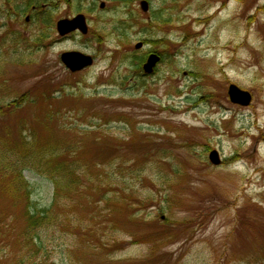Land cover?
Segmentation results:
<instances>
[{
  "label": "rangeland",
  "instance_id": "obj_1",
  "mask_svg": "<svg viewBox=\"0 0 264 264\" xmlns=\"http://www.w3.org/2000/svg\"><path fill=\"white\" fill-rule=\"evenodd\" d=\"M139 1L34 0L52 11L43 14L47 27L23 17L7 24L0 0V153L24 154V142L35 152L47 147L45 155L74 165L77 181L33 259L264 264V0H238L234 9L220 0L214 20L213 0H147L148 13ZM78 13L88 33L60 38L56 22ZM234 40L241 48L226 59L210 49ZM71 51L92 56V66L70 73L59 57ZM149 53L161 60L144 75L138 60ZM230 84L250 94L248 106L229 101ZM39 174L22 175L30 201L45 208L54 188ZM3 181L0 264H16L29 257L18 242L25 200Z\"/></svg>",
  "mask_w": 264,
  "mask_h": 264
},
{
  "label": "trees",
  "instance_id": "obj_2",
  "mask_svg": "<svg viewBox=\"0 0 264 264\" xmlns=\"http://www.w3.org/2000/svg\"><path fill=\"white\" fill-rule=\"evenodd\" d=\"M124 5L131 4L136 0H119ZM133 18V16H130ZM168 23L162 20L161 24ZM145 56L138 60L139 65L143 63ZM141 68V67H140ZM24 102V101H22ZM15 103V107H17ZM34 143L24 142L21 149L26 150L24 154H18L15 158H7L0 153V182L4 180L10 196L15 200L24 199L23 219L24 227L20 232L18 242L21 249H27L28 259L23 260L22 256L15 259L16 264H41L33 259L34 254L45 252V239L41 233L44 230L59 226L61 221L59 211L64 209L69 196L77 190V181L73 176V164L67 163L55 156L54 151H49L47 147L35 152ZM35 147V146H34ZM36 148V147H35ZM29 170L39 175H46L53 185V198L49 207L41 208L38 204L30 201V183L23 178V171ZM17 202V201H16ZM33 255V256H32Z\"/></svg>",
  "mask_w": 264,
  "mask_h": 264
},
{
  "label": "water",
  "instance_id": "obj_3",
  "mask_svg": "<svg viewBox=\"0 0 264 264\" xmlns=\"http://www.w3.org/2000/svg\"><path fill=\"white\" fill-rule=\"evenodd\" d=\"M104 4L101 3L100 8H103ZM139 8L143 13H147L149 10V3L146 0L139 2ZM56 30L60 36H65L69 33L79 31L81 34H86L88 31L87 24L83 15H77L72 19H61L56 23ZM142 47V43H137L134 48L139 50ZM60 61L71 72H79L84 68H87L93 64V59L89 55H85L81 52L71 51L64 52L60 55ZM159 62V57L156 54H150L146 62L142 66V70L145 74H150L153 68ZM227 95L232 104L240 106H248L251 102V96L248 92L240 90L237 86L230 84L227 89ZM209 162L218 166L221 162L217 151L212 150L208 154Z\"/></svg>",
  "mask_w": 264,
  "mask_h": 264
},
{
  "label": "flooded vegetation",
  "instance_id": "obj_4",
  "mask_svg": "<svg viewBox=\"0 0 264 264\" xmlns=\"http://www.w3.org/2000/svg\"><path fill=\"white\" fill-rule=\"evenodd\" d=\"M63 1L66 2V0H63ZM3 2L5 4V6L7 7L6 13L8 14V20L12 19L10 21H6L7 24H14L15 21H18L23 17L25 24H29V23L38 21L42 24L44 22L46 24L45 26L50 27L49 25H47L48 23H46V20H43V14H45L47 12L52 13V11L49 10L48 5H46V6L42 5V6L38 7L36 5V3L34 2V0H28L27 5L23 9H20L19 6L17 5L18 0H3ZM78 14H80V13H78ZM47 17H48V15H47ZM63 18H68V17L64 16ZM55 27H56V24H55ZM72 34H78V32H74ZM70 35L71 34H68L65 36H59V35L58 36L60 38H66ZM45 39H46V37H45Z\"/></svg>",
  "mask_w": 264,
  "mask_h": 264
},
{
  "label": "bare ground",
  "instance_id": "obj_5",
  "mask_svg": "<svg viewBox=\"0 0 264 264\" xmlns=\"http://www.w3.org/2000/svg\"><path fill=\"white\" fill-rule=\"evenodd\" d=\"M219 1L220 0H213V4L211 5L210 8H214V9L216 8V9H215L214 13L212 15H210L209 20L217 19L219 13L222 12V10H224L223 6H221V7L217 6ZM226 2H227V4L231 5L232 8L234 9V8L237 7L238 0H227ZM224 24L228 25L229 22L227 23L226 19H224V20L220 19V25H224ZM230 24H229L230 27L233 26V27H237L238 29L240 27V24H239V22L237 20H234ZM221 28H223V27H221ZM250 36L255 38V35L253 33H250ZM234 42L235 43L232 46H229V47L226 44L227 42L225 44H223V45L222 44L221 45H211L210 49L211 50H215V51H217V50L224 51L225 52L224 53L225 54L224 57L226 59V58H228V56H227L228 54H230L231 52L238 53L239 49L241 48V45L239 43H237L236 40H234ZM55 43H59V42H55ZM233 59H235V56L233 57ZM235 60L237 61V63H235L234 67L237 68L238 67V63H240V61H239L240 59H239V57H237ZM222 68H225V69L229 68V63L228 62L224 63L222 65Z\"/></svg>",
  "mask_w": 264,
  "mask_h": 264
}]
</instances>
